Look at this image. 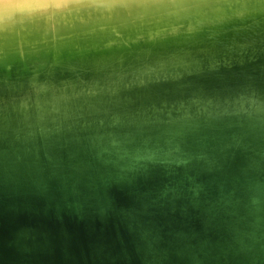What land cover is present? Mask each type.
<instances>
[{
  "label": "bare ground",
  "instance_id": "6f19581e",
  "mask_svg": "<svg viewBox=\"0 0 264 264\" xmlns=\"http://www.w3.org/2000/svg\"><path fill=\"white\" fill-rule=\"evenodd\" d=\"M0 264H264V0H0Z\"/></svg>",
  "mask_w": 264,
  "mask_h": 264
},
{
  "label": "rangeland",
  "instance_id": "374dc122",
  "mask_svg": "<svg viewBox=\"0 0 264 264\" xmlns=\"http://www.w3.org/2000/svg\"><path fill=\"white\" fill-rule=\"evenodd\" d=\"M38 17H40V16H39V15H35V16H34V18H38Z\"/></svg>",
  "mask_w": 264,
  "mask_h": 264
}]
</instances>
